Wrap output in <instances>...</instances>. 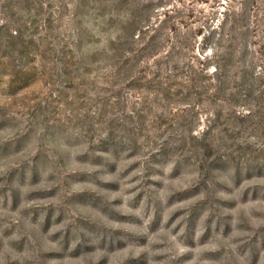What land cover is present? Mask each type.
I'll return each instance as SVG.
<instances>
[{
  "label": "rangeland",
  "instance_id": "1",
  "mask_svg": "<svg viewBox=\"0 0 264 264\" xmlns=\"http://www.w3.org/2000/svg\"><path fill=\"white\" fill-rule=\"evenodd\" d=\"M0 264H264V0H0Z\"/></svg>",
  "mask_w": 264,
  "mask_h": 264
}]
</instances>
